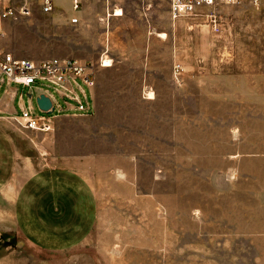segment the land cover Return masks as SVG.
<instances>
[{
    "label": "rangeland",
    "instance_id": "374dc122",
    "mask_svg": "<svg viewBox=\"0 0 264 264\" xmlns=\"http://www.w3.org/2000/svg\"><path fill=\"white\" fill-rule=\"evenodd\" d=\"M76 1L90 16L86 28L110 18L121 37L138 39L149 24L167 30L155 42L169 49L147 67L159 92L178 89L175 103L189 110L190 159L144 162L141 196L101 195L92 232L70 251H44L17 230L9 242L0 235V264H264V0L217 6L218 32L201 18L172 20L169 0ZM53 4L71 11L69 0ZM117 10L123 16L111 19ZM102 48L97 40L80 60L97 66ZM18 89V112L19 95L39 115L37 92L58 98L44 82ZM152 165L158 192L147 194Z\"/></svg>",
    "mask_w": 264,
    "mask_h": 264
},
{
    "label": "crops",
    "instance_id": "0c3cea01",
    "mask_svg": "<svg viewBox=\"0 0 264 264\" xmlns=\"http://www.w3.org/2000/svg\"><path fill=\"white\" fill-rule=\"evenodd\" d=\"M69 2L70 12L57 10L52 0L49 12L40 6L31 8L29 16L0 20V49L16 57L83 62V51L97 40L103 45L97 66L91 62L93 110L54 114L48 132L17 123L26 107L21 95L18 112L15 100L18 88L26 87L0 85V235L9 242L17 230L34 246L57 253L88 238L103 196L126 201L141 196L144 162H185L191 153L189 110L175 103L179 90L161 94L157 74L147 67L159 63L164 54L160 48L169 49L155 42L167 30L159 32L149 24L138 39L121 37L123 31L110 18L102 28L93 18L86 28L87 10H73ZM15 3L19 1L0 0V9ZM104 58L110 65L99 64ZM27 96L30 100L32 92ZM157 171L151 173L147 194L158 192Z\"/></svg>",
    "mask_w": 264,
    "mask_h": 264
},
{
    "label": "built area",
    "instance_id": "2783aa9c",
    "mask_svg": "<svg viewBox=\"0 0 264 264\" xmlns=\"http://www.w3.org/2000/svg\"><path fill=\"white\" fill-rule=\"evenodd\" d=\"M14 6L0 9V20L16 19L29 16L32 4L30 0H18ZM238 0H169V17L172 20L180 18H201L213 32L220 30V21L216 8L222 4H234ZM43 12L52 10V0H39ZM79 4L72 1V9L77 10ZM72 23L77 19L72 18ZM101 66H106L100 61ZM44 82L54 86L58 98L48 92H41L51 103L48 111L35 114L32 106L21 109L17 123L25 129L48 132L50 120L54 114L73 111L75 113H90L93 110L92 88L94 86L93 65L70 58H51L33 61L16 57L11 52L0 49V85H15L26 88ZM21 98V95H20ZM61 101V104L60 102Z\"/></svg>",
    "mask_w": 264,
    "mask_h": 264
},
{
    "label": "water",
    "instance_id": "95a60500",
    "mask_svg": "<svg viewBox=\"0 0 264 264\" xmlns=\"http://www.w3.org/2000/svg\"><path fill=\"white\" fill-rule=\"evenodd\" d=\"M36 105L39 108V110L48 111V109L51 106V103H50V100L44 94H40L36 98Z\"/></svg>",
    "mask_w": 264,
    "mask_h": 264
},
{
    "label": "bare ground",
    "instance_id": "6f19581e",
    "mask_svg": "<svg viewBox=\"0 0 264 264\" xmlns=\"http://www.w3.org/2000/svg\"><path fill=\"white\" fill-rule=\"evenodd\" d=\"M121 14V11L117 10V12L115 13V15H120ZM108 66V64H107Z\"/></svg>",
    "mask_w": 264,
    "mask_h": 264
}]
</instances>
